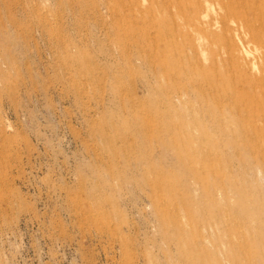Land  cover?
<instances>
[{
    "label": "rangeland",
    "instance_id": "374dc122",
    "mask_svg": "<svg viewBox=\"0 0 264 264\" xmlns=\"http://www.w3.org/2000/svg\"><path fill=\"white\" fill-rule=\"evenodd\" d=\"M190 7L0 0V264H264L260 52Z\"/></svg>",
    "mask_w": 264,
    "mask_h": 264
},
{
    "label": "bare ground",
    "instance_id": "6f19581e",
    "mask_svg": "<svg viewBox=\"0 0 264 264\" xmlns=\"http://www.w3.org/2000/svg\"><path fill=\"white\" fill-rule=\"evenodd\" d=\"M188 1L189 4H192V7H190V11H189V13L192 14V17H189L190 20H188V27L197 26L199 28L200 26L204 27L205 25V27L209 29L216 27V25H221V35L224 38L229 37V35L235 32L243 48H247L250 46L256 48L260 52L259 58L262 62V66H263L262 72L264 74V0H188ZM256 4H260V7H257ZM211 11L213 12L214 15L211 19H209L210 18L209 13ZM252 15L255 17V19L259 21L260 30L257 28L255 23L254 24L252 23L251 21ZM246 55L247 54H245V56ZM164 72H166V70ZM259 89L261 90L262 93H264L263 84L259 85Z\"/></svg>",
    "mask_w": 264,
    "mask_h": 264
}]
</instances>
